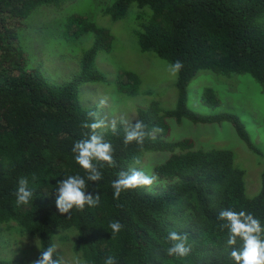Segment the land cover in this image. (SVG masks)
<instances>
[{"label": "trees", "instance_id": "1", "mask_svg": "<svg viewBox=\"0 0 264 264\" xmlns=\"http://www.w3.org/2000/svg\"><path fill=\"white\" fill-rule=\"evenodd\" d=\"M70 1L0 0V243L39 237L38 258L41 249L54 244L57 231L75 230L64 234L75 238L71 251L81 254V264H105L109 255L117 264H236L231 251L242 249L243 241L237 238L235 245L227 244L229 231L221 227L227 221L220 220L219 213L244 210L264 228V171L260 193L249 198L244 171L236 166L233 152L196 150L191 139L166 142L163 138L169 135L171 122L186 119L193 124L232 123L240 137L249 141L244 124L226 112L219 84L193 91L203 101L206 114L187 107L188 87L199 72L210 71L230 77L249 75L264 89V0H93L108 6L105 12L114 20L121 19L131 5L149 7L151 13L139 21L135 34L140 50L155 53L169 64L179 60L183 68L176 82L175 107L147 101V107L135 109L133 123L143 121L145 131L151 133L142 146L124 144L121 123L117 134L104 132L116 166L93 161L102 179L87 181L86 191L100 194L99 206L61 214L56 207L57 183L68 176L87 177L72 148L86 138L85 133L90 134L81 124L91 122L88 113L96 108L81 105L79 90L103 81L97 53L110 48L113 36L83 15H70L65 21L66 39L91 35L94 44L83 52L79 74L66 84L53 85L30 67L28 53L36 47L35 42L25 43L24 30L35 10L51 5L61 8ZM149 88V82L133 71L122 70L117 77L121 100L150 98L154 93ZM221 107L224 112L208 114ZM156 127L162 132L153 133ZM162 151L172 156L153 167L154 184L122 191L115 199L112 182L118 173L133 167L147 170L145 165L140 169L134 157L142 162L145 153ZM21 177H27L33 193L28 204L16 202ZM113 221L124 226L118 234L109 227ZM171 231L188 234L189 255H167ZM0 264L11 262L0 260Z\"/></svg>", "mask_w": 264, "mask_h": 264}, {"label": "rangeland", "instance_id": "2", "mask_svg": "<svg viewBox=\"0 0 264 264\" xmlns=\"http://www.w3.org/2000/svg\"><path fill=\"white\" fill-rule=\"evenodd\" d=\"M107 7L93 0H71L61 8H54L51 5L35 10L27 18L24 30L27 34L25 43L35 42L36 47L32 53H28L30 67L38 69L53 85L66 84L76 77L81 70L82 54L90 49L94 40L91 35H84L79 39L71 36V41H68L65 36V21L70 15H83L88 21L95 22L98 27L107 29L113 40L110 48L101 49L97 53L96 65L103 73L104 79L100 83L85 85L79 90L81 105L87 109L95 107L102 119L107 121L115 119L117 125L121 119H127L133 124L137 118L135 109L147 107L149 101H157L166 108L175 107L178 100L176 88L178 74L172 75L169 71L170 64L155 53L142 52L135 35L139 29V21L143 20V17H148L151 13L150 8L131 5L121 19L114 20L105 12ZM122 70L133 71L142 76L149 82V90L154 94L150 98L119 99L117 77ZM208 84L220 85L221 96L227 104L224 106L226 112L237 116L244 124L249 141L240 137L232 123L193 124L186 119L171 122L169 135L163 140L174 142L191 139L196 150H230L234 154L236 166L244 171L246 195L254 198L261 191L264 171V89L249 75L230 77L201 71L188 87L187 107L193 112L206 114L202 111L205 107L203 101L192 94L196 89ZM101 100H106L103 107L99 106ZM224 111L221 107L208 114ZM175 153L180 155L181 151L176 149ZM171 156L170 152L165 151L153 154L147 152L141 159L142 167H138L140 169H144L143 165L149 167L143 172L153 175V167ZM69 232L75 230L57 231L54 245L58 254L63 256L65 264H81L79 262L81 254L73 252L74 256L71 251V244L73 247L75 238L70 234H64ZM23 238L22 243L19 242L21 237L16 238L17 242L0 243V260L17 264L15 260L18 258L24 260V264H31L38 256L36 255L38 242L34 236Z\"/></svg>", "mask_w": 264, "mask_h": 264}, {"label": "clouds", "instance_id": "3", "mask_svg": "<svg viewBox=\"0 0 264 264\" xmlns=\"http://www.w3.org/2000/svg\"><path fill=\"white\" fill-rule=\"evenodd\" d=\"M183 68V63L177 60L169 65V71L172 75L178 74ZM106 104V100L100 101V107ZM91 122H82L81 127L90 129V134L85 133L86 138L75 142L72 152L75 154L76 163L86 171V179L80 175L68 176L59 181L56 186V207L61 214L70 213L73 208L78 211H84L85 206L97 207L100 204L101 196L97 192L93 195L86 191L87 181L98 182L102 179V173L93 161L104 162L110 167H115L116 162L113 156V148L109 142L104 139V132L111 130L113 134L118 133L117 121L115 119L107 121L102 119L97 111L88 113ZM124 127V144L129 145L133 142L143 145L145 137L151 135L145 131L146 125L143 121L137 120L130 124L127 119H121ZM153 133L162 132V129L156 127L152 129ZM134 163H141L139 157H134ZM103 167V164H100ZM155 176L147 175L145 172L131 168L129 171H120L118 178L112 182L114 189V198L119 199L121 192L125 190H133L140 187H151L156 181ZM17 204H28L33 193L28 189L27 177L19 179V187L15 193ZM219 219L227 221L221 227L227 228L229 238L227 244L235 245L237 238L243 241L242 249L231 251V257L236 264H264V239L261 234L264 233L259 219L255 218L251 213L244 210L239 212L225 209L219 213ZM109 227L112 234H118L123 225L119 221H113ZM172 242V246L167 249L168 256L185 257L190 254L191 247L188 246V234L171 231L167 237ZM39 241V237L36 238ZM57 252L56 246L50 245L46 249H41L38 258L31 261V264H65L63 256L54 258ZM105 264H117L115 257L109 255L105 259Z\"/></svg>", "mask_w": 264, "mask_h": 264}]
</instances>
